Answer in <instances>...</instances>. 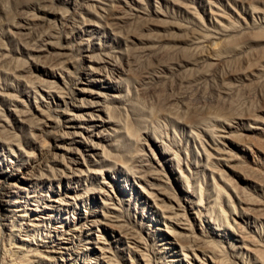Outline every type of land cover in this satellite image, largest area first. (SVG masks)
Wrapping results in <instances>:
<instances>
[{
  "label": "rangeland",
  "instance_id": "374dc122",
  "mask_svg": "<svg viewBox=\"0 0 264 264\" xmlns=\"http://www.w3.org/2000/svg\"><path fill=\"white\" fill-rule=\"evenodd\" d=\"M0 177V264H264V0H0Z\"/></svg>",
  "mask_w": 264,
  "mask_h": 264
},
{
  "label": "bare ground",
  "instance_id": "6f19581e",
  "mask_svg": "<svg viewBox=\"0 0 264 264\" xmlns=\"http://www.w3.org/2000/svg\"><path fill=\"white\" fill-rule=\"evenodd\" d=\"M7 187H8V184L6 183V181L5 180H3L1 177H0V202L1 201H5L4 199H2V194H4L5 193V190L7 189ZM7 202H8V200H7ZM8 211V210H7ZM4 218L3 217H1L0 216V224L3 226L4 225V223L2 222V220H3ZM8 219V218H7ZM36 219V218H35ZM11 221V220H10ZM1 225H0V227H1ZM52 225H50V228L52 229ZM42 234V233H41ZM42 235H44V233L42 234ZM46 237H49L47 234H46ZM52 241V240H51ZM52 245L53 246H55V247H57V243H52Z\"/></svg>",
  "mask_w": 264,
  "mask_h": 264
}]
</instances>
